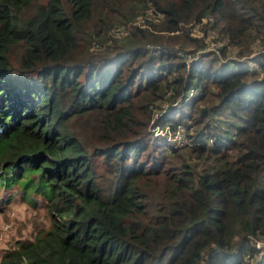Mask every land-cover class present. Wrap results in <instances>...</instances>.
Wrapping results in <instances>:
<instances>
[{"label": "trees", "instance_id": "1", "mask_svg": "<svg viewBox=\"0 0 264 264\" xmlns=\"http://www.w3.org/2000/svg\"><path fill=\"white\" fill-rule=\"evenodd\" d=\"M210 16L204 29L238 61L179 55L204 38L171 32ZM262 48L264 0H0V202L49 216L0 264H245L259 253ZM156 125L185 126L189 144Z\"/></svg>", "mask_w": 264, "mask_h": 264}, {"label": "rangeland", "instance_id": "2", "mask_svg": "<svg viewBox=\"0 0 264 264\" xmlns=\"http://www.w3.org/2000/svg\"><path fill=\"white\" fill-rule=\"evenodd\" d=\"M186 25L180 26L179 30L182 32V29L185 28ZM190 30L192 31V36H201L202 34L199 32L201 29L198 26L188 25ZM190 31V33H191ZM204 31H206L204 29ZM178 31L171 32L172 35L177 34ZM209 36L208 39H216V36L207 32ZM112 36V35H111ZM194 36V37H195ZM199 38V37H198ZM223 42V40H222ZM255 49H257L259 43L257 41L252 44ZM197 47L195 45H188L183 49H188L190 51H194ZM220 59H227V61L232 58L236 59L238 56L236 55L235 48L229 46L227 48L226 56L222 54L219 55ZM219 60V62L221 61ZM242 60L246 61V64L249 63L250 66H255L253 60L248 58H242ZM238 61V60H237ZM221 63V62H220ZM232 68H238L241 64L239 62L231 61ZM161 105V104H160ZM159 111V109H158ZM178 117V115H177ZM187 140V139H186ZM1 196V194H0ZM47 223V227L49 225V216H47V211L44 208H36L32 209L27 207L25 203H22L21 200H13L11 203H1L0 202V253L15 244V242L19 238H24L27 233H29L34 227H42Z\"/></svg>", "mask_w": 264, "mask_h": 264}, {"label": "built area", "instance_id": "3", "mask_svg": "<svg viewBox=\"0 0 264 264\" xmlns=\"http://www.w3.org/2000/svg\"><path fill=\"white\" fill-rule=\"evenodd\" d=\"M213 17H205L203 18L202 22L199 23H191L189 25L191 26H198L200 27V33L202 34L201 36H195V37H203L205 44L204 46L195 49L194 51H190L188 49H184V50H180L178 53L180 56L182 57H186L189 60H191L192 58H194L195 56H198L201 53H207L209 51H214L215 53H218V55H220L221 50L223 48V46L225 45V41L222 42V40H216V39H208L209 36L207 35V32L204 31V27L203 25L209 21H212ZM140 23V22H138ZM188 26V25H186ZM176 31H180V30H176ZM191 31V30H190ZM128 32H130V27H117L114 30L110 31L109 35L111 36H116V37H120L123 36L125 34H127ZM173 32V31H172ZM192 34V31H191ZM94 46L98 47L99 43L94 42ZM261 52H264V48L260 49ZM196 93H198V90H196L194 87L190 89L189 91V96H194ZM168 105L167 101L162 102V108L156 109L155 112V118L164 110L166 109V106ZM152 122H154V118L152 120ZM154 131L155 135H167L168 139L171 140L172 143H174L176 146L181 147L184 146L186 144H189L190 140L189 137L187 135V129L185 126H178V128L173 131L171 129V127L169 125L164 126H160V125H156L155 127L152 128ZM187 139V140H186ZM249 239L250 242L252 244H254L256 246V248L258 249L257 254H252L250 253V251H246L244 253V262L245 264H259L261 257L264 255V237L262 236H258V235H249Z\"/></svg>", "mask_w": 264, "mask_h": 264}]
</instances>
